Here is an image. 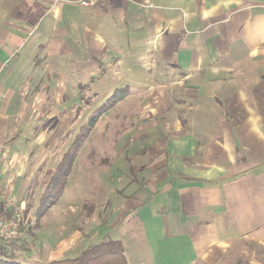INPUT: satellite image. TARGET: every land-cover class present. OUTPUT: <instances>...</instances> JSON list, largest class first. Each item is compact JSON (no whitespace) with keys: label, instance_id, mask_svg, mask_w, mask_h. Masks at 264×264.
I'll use <instances>...</instances> for the list:
<instances>
[{"label":"crops","instance_id":"obj_1","mask_svg":"<svg viewBox=\"0 0 264 264\" xmlns=\"http://www.w3.org/2000/svg\"><path fill=\"white\" fill-rule=\"evenodd\" d=\"M80 1L0 0L3 198L58 166L70 145L47 159L88 121L91 92L118 93L98 119L129 122L102 154L106 178L119 155L118 186L98 180L109 216L86 246L121 240L127 264H264V0ZM72 246L56 239L49 259Z\"/></svg>","mask_w":264,"mask_h":264},{"label":"rangeland","instance_id":"obj_2","mask_svg":"<svg viewBox=\"0 0 264 264\" xmlns=\"http://www.w3.org/2000/svg\"><path fill=\"white\" fill-rule=\"evenodd\" d=\"M70 92L73 91L69 90V93ZM98 93L99 94H97V92L95 94L94 92L90 93L91 96L90 106L87 110L85 108L84 111L83 110L84 107L77 108L79 115H83V111H84L83 118L86 119L87 115L92 114L101 105V102L106 99V96L101 95V92ZM86 120L84 121L85 123ZM97 120L88 131V133L90 132L89 133L90 135L87 133L88 136L87 135L85 136V139L82 141L79 149L77 150L76 156L78 153L80 154L78 158H76L75 160L76 162V166H74L75 171L73 177L69 181V184L66 185L65 187V192H64L65 194H63L64 197L60 198L58 205L55 206L53 205L50 208V210L42 216L40 220L36 219L38 216L37 213H35V211H36V207H38L39 204L40 193L43 189L40 186L41 180L46 172L48 165L47 164H45V166L43 165L41 169L31 174L33 179L28 181L27 185L15 188L13 194L14 197L13 201L15 202V204H18L21 207L23 211L22 213L23 218L25 219V221H32V222L38 221L40 224L39 228L35 229V233L37 237L34 236L29 238L30 242L31 240L33 242L31 247L27 251L18 252V259L24 264H46L52 261L51 259H49L50 249L52 245H54L55 246L54 248H56V239L58 238H63V237L69 238L70 242H72L73 246L71 248V251L67 253L68 254L67 256H73L81 253L83 251V248L87 247L86 245L91 240L98 241L102 239V235L97 234V225H99V223L106 224L109 213L104 212L105 210L106 212H108V208H105V206H103L102 209H99L101 208L99 204L100 201H102L103 199L104 200L108 199V196L101 197L100 193L98 195L97 184H98V180L99 181L101 180L102 182L101 181L100 182L103 183L104 187L106 188L108 186H111L113 188L118 186L117 184L118 174L116 173V170L122 164L119 155L117 154L112 155L115 158L113 160L114 162L112 168L110 167L108 168L109 174L112 175L110 178L104 177L103 176L104 172H101L100 169L105 165L104 163L108 160L107 156L111 157V154L109 153L108 150H110L111 147L114 146V142L118 138V136H116L115 133H119L117 131H123L122 129L124 127H127L129 122L127 121V123H122V124L118 123L116 124V128H114L115 124L113 122L101 123L102 122L101 120L98 121ZM80 123L75 124L74 127L72 124V129L69 132L71 134L73 133L74 136L70 139L69 142H68V138H63L60 140V143L55 146L53 150V155H51V158L47 159L50 165H55L57 161L56 159L58 152L63 151L68 145H70L74 141V139H76L75 136L77 132L80 131L81 125H83V123L81 124ZM84 128H87V125L84 126ZM87 138L88 140L86 141ZM128 149L130 152L134 151L130 148ZM107 153L109 155H107ZM102 154H106L107 156L104 157ZM84 163L87 164V166L89 167L90 170H88V174L90 173L91 178L93 180H91L88 174H85L84 180L82 179L79 180L76 177L77 174L79 173V171L77 172V169L80 168L81 164ZM50 172L51 171H48L46 173H50ZM127 179H128V174H127ZM0 190L4 191V188L1 187V185H0ZM85 198L94 201L93 204L95 206V209L97 208V210L91 219L88 220L84 219L83 222L82 221V219L84 218L83 210L85 208L83 201ZM110 199L113 200L114 197H111ZM90 207L93 206L89 205L86 207L87 212ZM80 213L82 219L81 216H79ZM111 216H112V220L109 222L108 226L112 224L117 214H112ZM70 217L71 218L74 217L73 218L74 223L81 225L85 233L84 232L80 233L79 229L76 230L74 228V223L71 224L72 219H70ZM89 225L91 226V228L88 227ZM62 226L63 228L65 227L63 231H66V233L62 231V233L64 234L60 235L59 232L62 230ZM101 233L103 234L107 233L108 237L111 238H122L119 234V231L114 228L111 229L105 227L104 229H101Z\"/></svg>","mask_w":264,"mask_h":264},{"label":"trees","instance_id":"obj_3","mask_svg":"<svg viewBox=\"0 0 264 264\" xmlns=\"http://www.w3.org/2000/svg\"><path fill=\"white\" fill-rule=\"evenodd\" d=\"M117 96V97H116ZM121 94L108 98L100 105L89 117L88 121L81 126L77 132L74 141L70 144L68 150L64 153L58 166L49 173L48 179L45 182L40 193V200L35 213L36 219H41L48 210L58 203L60 197L66 187L68 175L71 172L72 164L76 158L77 150L82 141L85 139L90 128L94 125L99 115L110 109ZM87 125V128L84 126ZM136 167H132L133 175L137 173ZM3 201L0 202V208L3 209ZM94 206L93 203H86V206ZM39 222L22 220V228L27 233V238L19 241H12L8 245L0 244V264H24L18 259L19 251H27L31 245L30 237H37L35 229L39 228ZM46 264H127L125 248L121 240L107 239L97 244H93L84 249L80 254L74 257H66L63 259L52 260Z\"/></svg>","mask_w":264,"mask_h":264},{"label":"built area","instance_id":"obj_4","mask_svg":"<svg viewBox=\"0 0 264 264\" xmlns=\"http://www.w3.org/2000/svg\"><path fill=\"white\" fill-rule=\"evenodd\" d=\"M84 6L93 4L92 0H81ZM4 145L0 144V156L4 152ZM5 204L0 208V244L8 245L12 241H21L27 238V233L22 228L23 211L18 204L10 199H4L0 190V202Z\"/></svg>","mask_w":264,"mask_h":264}]
</instances>
